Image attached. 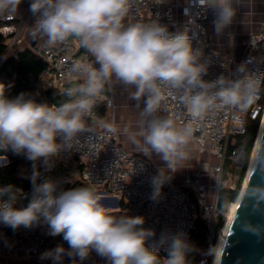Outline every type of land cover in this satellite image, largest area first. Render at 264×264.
I'll return each mask as SVG.
<instances>
[{
	"label": "clouds",
	"instance_id": "clouds-1",
	"mask_svg": "<svg viewBox=\"0 0 264 264\" xmlns=\"http://www.w3.org/2000/svg\"><path fill=\"white\" fill-rule=\"evenodd\" d=\"M22 2L0 0V16L11 17ZM210 2L215 12L213 28L220 33L232 23L235 0ZM132 5L133 0H30L34 38L49 48L75 40L93 59L71 63L61 93L65 99L59 104L38 101V93L9 98L8 86L0 83V150L33 162L31 192L24 194L26 206H15V185H0V225L15 232L43 224L47 235L61 236L67 248L59 244L39 257L52 264H63L65 257L71 264H83L93 252L107 264H161L158 247L148 243L154 233L143 227L142 217L113 214L94 187L65 190L51 177L41 181L35 165L43 161L51 169L54 158L77 146L108 84H119L138 109L135 126L123 129L127 138L145 155L156 154L173 170L185 158L182 148L194 129L191 122L178 127L170 115L158 114L169 96H175L192 120L217 101L231 106L248 102L240 81L225 86L223 77L214 82L203 79L207 68L188 30L160 20L125 23ZM107 127L117 131L111 124ZM161 183L154 178L155 195ZM243 195L264 215V185L250 186ZM242 227L264 236V224ZM158 243H164L163 236ZM186 248L180 235L173 236L164 264H186Z\"/></svg>",
	"mask_w": 264,
	"mask_h": 264
},
{
	"label": "built area",
	"instance_id": "built-area-1",
	"mask_svg": "<svg viewBox=\"0 0 264 264\" xmlns=\"http://www.w3.org/2000/svg\"><path fill=\"white\" fill-rule=\"evenodd\" d=\"M29 3L30 0H23L20 4L26 5L22 17H19L20 6L11 17L7 14L0 16V32L9 39V51L30 15ZM214 17V8L209 0H183L177 8L169 0H133L125 23L160 20L170 27L188 30L193 37V47L201 51L200 62L207 68L204 80L214 82L223 77L225 86L235 81L242 83L247 103L231 106L217 101L196 120L191 119L175 96H169L161 107L160 112L170 115L178 127L191 122L194 129L191 137L199 149L208 150L218 158L217 163L209 166L217 176V182H203L206 173L201 169L188 172L177 182L173 172L163 175L151 162L125 149L118 142L117 131L107 127L109 124L115 127L114 123L102 124L96 107L97 102H102L106 108H114V94L108 87L96 100L87 121L88 130L79 138L77 146L71 152H62L54 158L51 169L43 161H38L46 174L60 181L62 189H69L77 171L78 179L94 187L101 197H122L126 202L127 215L142 217L143 227L153 231L154 236L148 243L158 247V254H167L171 239L176 235H180L188 245L199 212L206 223L207 236L195 261L186 264H215L221 238L219 234L215 239L214 234L218 191L221 185L231 186L229 178L223 179L224 173H231L225 170L224 164L228 160L234 170L242 168L246 156L244 145H230V138L245 134L247 116L254 118L262 109L264 21L258 31L250 34L245 53L237 62L232 56H222L209 39L207 30ZM37 52L46 62L36 81L38 94L50 89L62 92L67 86V70L71 63L93 59L71 39L53 48L44 45ZM154 178L162 181L159 195H155ZM47 231V226L41 224L33 229L21 228L14 233L0 232V264L3 256L15 254L37 259L40 264H52L50 260H41V253L59 244L67 248V244L61 236H49ZM220 231L222 233V228ZM162 236L164 243L161 245L158 242ZM63 264H71V261L65 257Z\"/></svg>",
	"mask_w": 264,
	"mask_h": 264
},
{
	"label": "crops",
	"instance_id": "crops-1",
	"mask_svg": "<svg viewBox=\"0 0 264 264\" xmlns=\"http://www.w3.org/2000/svg\"><path fill=\"white\" fill-rule=\"evenodd\" d=\"M169 1L177 8L179 3L183 0ZM233 6L236 12L232 19V23L220 33H217L213 28V24H211L208 27L207 35L213 42L214 48L219 51L222 56H232L234 60L238 62L245 53L250 34L258 31L264 21V0H235ZM25 7V4L20 5L19 17L23 16ZM34 20L35 17L30 13L18 40L10 46V51L15 52L16 50L26 47L38 51L44 46L39 38H36L35 45H32V25ZM107 87L114 94V108L108 109L104 106L106 110L105 115L102 117L100 116V121L102 124L114 123L117 129L118 142L125 149L151 162L163 175L173 172L177 182H180L188 172H192L196 169H201L206 173L202 178L203 182L207 184L217 182V176L211 172L209 166L217 163L218 158L208 150H200L198 144L192 137L188 139V142L182 148L185 158L178 161L174 170L170 169L156 154L153 153L150 156L145 155L123 132L125 126L134 127L136 124L138 109L133 107L135 102L128 99L127 92L124 91L119 84L112 82L108 84ZM158 114L167 116L162 112ZM1 165L3 164H0V166ZM75 179H78L77 171L74 174V180ZM101 203L115 215H127L125 211L126 202L120 196L110 195L101 197ZM3 231V225H0V232ZM166 256V254H162L160 257L162 264H164ZM25 263L40 264L37 259H27L22 254L8 255L2 258V264ZM83 264H107V261L93 252L87 260L83 261Z\"/></svg>",
	"mask_w": 264,
	"mask_h": 264
},
{
	"label": "trees",
	"instance_id": "trees-1",
	"mask_svg": "<svg viewBox=\"0 0 264 264\" xmlns=\"http://www.w3.org/2000/svg\"><path fill=\"white\" fill-rule=\"evenodd\" d=\"M36 38L33 37L32 45H35ZM46 67V62L38 54L37 51L26 47L15 52L9 51V39L0 32V83L6 84V95L9 98L16 97L20 93H36V81L40 72ZM107 90V86L105 88ZM61 91L56 89L47 90L44 94H38L37 100L40 102H47L49 104H59L65 98L61 95ZM261 103L262 109L258 114L251 118H246V132L243 135L233 136L230 138V145L241 143L245 147L246 156L242 168H239L238 174L234 175V169L230 166L228 160L225 161L224 168L230 174L224 173L223 179L229 178L232 181L231 186L221 185L218 191L217 213L215 216L214 234L215 239L220 234V229L223 227L226 220V213L229 205L236 201L241 190V184L245 172L248 167L251 152L254 147L255 139L258 133L259 125L264 111V77L261 86ZM96 107L98 114L102 117L105 115V107L102 102H97ZM0 156H5L7 161L0 166V185L12 184L15 185V195L17 198L16 207L26 206L28 199L24 194L31 192V176L33 173V162L27 160L23 155L14 154L12 151L0 150ZM25 164L27 167V174L20 172V167ZM36 168L41 172L40 180L45 177H50L39 166L38 161L35 162ZM39 182V181H38ZM87 186V184L80 179L73 180L69 189L75 187ZM7 233H14L8 227L3 226ZM207 226L203 218L198 214L196 218L195 228L191 231L188 239V245L185 249L186 262H194L196 255L204 244L207 236ZM159 257L162 254H158ZM167 255V254H166Z\"/></svg>",
	"mask_w": 264,
	"mask_h": 264
},
{
	"label": "water",
	"instance_id": "water-1",
	"mask_svg": "<svg viewBox=\"0 0 264 264\" xmlns=\"http://www.w3.org/2000/svg\"><path fill=\"white\" fill-rule=\"evenodd\" d=\"M6 160V157H0L1 164ZM253 185H264V128L247 181L236 199L238 205L228 226L218 264H264V236L253 235L242 227L249 223L264 224V215L256 211L254 201L243 195Z\"/></svg>",
	"mask_w": 264,
	"mask_h": 264
},
{
	"label": "bare ground",
	"instance_id": "bare-ground-1",
	"mask_svg": "<svg viewBox=\"0 0 264 264\" xmlns=\"http://www.w3.org/2000/svg\"><path fill=\"white\" fill-rule=\"evenodd\" d=\"M262 117L263 118H262L261 126H260V129H259V132H258V135H257V138H256L255 146H254V149H253V152H252V155H251L250 164H249V167H248V170H247V175L245 177L244 184L247 181V178H248V175H249V171H250V168H251L253 160H254V154H255V152L257 150V147H258L261 135H262V131H263V128H264V113H263ZM237 205H238V200L232 202L229 205V209H228V212H227V220H226V223H225V225H224V227L222 229L221 238H220V241H219V244H218V248H217L215 264H218V262H219L220 255H221V250H222V246H223V242H224V238H225V235L227 233V229H228L230 221H231V219L233 217V214H234V212H235V210L237 208Z\"/></svg>",
	"mask_w": 264,
	"mask_h": 264
},
{
	"label": "rangeland",
	"instance_id": "rangeland-1",
	"mask_svg": "<svg viewBox=\"0 0 264 264\" xmlns=\"http://www.w3.org/2000/svg\"><path fill=\"white\" fill-rule=\"evenodd\" d=\"M263 113H264V111H263ZM262 116H263V114H262ZM251 155H252V152H251ZM251 155H250V159H251ZM250 159H249L248 167H249V164H250ZM0 164H1V162H0ZM248 167H247V170H248ZM247 170H246L245 175H244V177H243L242 184H241V188L243 187V184H244V181H245V177H246V175H247ZM20 172H21L22 174H25V175L27 174V167H26L25 164H22V165H21V167H20ZM238 172H239V168H236V169L234 170V175L236 176V175L238 174ZM232 181H233V180H231V183H232ZM198 209H199V203H198ZM198 214L200 215L199 212H198ZM225 217H226V220H227V213H226ZM226 220H225V223H226ZM225 223H224V225H225ZM214 224H215V223H214ZM215 225H216V224H215ZM224 225H223V227H224ZM223 227H222V229H223ZM220 234H221V231H220Z\"/></svg>",
	"mask_w": 264,
	"mask_h": 264
}]
</instances>
